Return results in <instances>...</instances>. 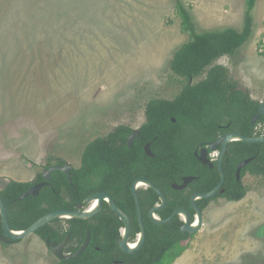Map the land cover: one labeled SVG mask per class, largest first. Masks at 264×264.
I'll return each instance as SVG.
<instances>
[{
	"label": "rangeland",
	"instance_id": "obj_1",
	"mask_svg": "<svg viewBox=\"0 0 264 264\" xmlns=\"http://www.w3.org/2000/svg\"><path fill=\"white\" fill-rule=\"evenodd\" d=\"M181 1L198 31L243 28L246 0ZM176 2L0 0V176L32 182L58 157L79 167L89 142L120 125L137 129L150 100L173 99L187 79L171 62L190 39ZM253 14L251 39L216 64L263 102L264 54L256 44L264 0ZM242 180L245 197L212 200L202 228L168 264H264V175ZM0 264L58 261L34 233L0 241Z\"/></svg>",
	"mask_w": 264,
	"mask_h": 264
},
{
	"label": "trees",
	"instance_id": "obj_2",
	"mask_svg": "<svg viewBox=\"0 0 264 264\" xmlns=\"http://www.w3.org/2000/svg\"><path fill=\"white\" fill-rule=\"evenodd\" d=\"M256 2L246 0L245 21L241 30L228 26L198 31L189 9L181 0H177L176 9L181 17L182 30L190 35V39L175 52L171 62L174 73L187 79L180 92L173 99L155 98L147 103V121L142 124L141 133L132 146L128 145L127 138L133 128L127 125H120L105 137L89 142L82 154L81 168L74 171L71 181H66L69 186L67 196L62 195L60 187L55 184V191L45 187L39 196L31 195L19 200L33 184L43 180V176L39 173L32 182L13 180L1 192L11 229L24 230L51 211L73 209L77 203L83 202L93 193V166L103 171V184L109 187L117 206L131 219L133 240L140 231L132 193L136 178L149 179L167 196V204L158 211L162 219H167L180 206L171 194L177 192L173 184L181 183L183 177L199 175L197 184L204 185L203 191H211L220 181V173L217 169L202 166L194 156L195 148L224 132H239L245 136L264 134L263 127H260L264 123V116L255 125L251 123L259 111L260 101L231 78L226 66L216 64L224 55H236L253 36ZM200 76L204 78L190 83L191 78ZM148 142H151L154 157L145 152ZM250 158L241 176L248 172L264 175V142L236 140L229 144L222 164L226 191L216 198L223 196L238 201L245 197L246 186L242 180H235V172L243 160ZM138 194L146 226V239L140 248L133 252H123L118 248L116 237L120 236L124 223L107 205L108 210H103L95 218L112 222L116 235L108 238L110 241L105 240L100 251L94 248L95 242L92 241L84 254L75 259L58 261V264H168L171 257L178 256L193 235L181 231L184 222L180 216L165 223L153 222L148 211L160 202V196L152 188L139 189ZM200 201L206 202L208 199ZM190 214L191 221H194L195 212L191 211ZM65 220L72 224V241L82 244L90 220ZM52 229L49 223L39 228L37 233L45 239L59 238L56 236L59 232L52 233ZM0 232H4L1 213ZM176 247H180L177 254L174 250Z\"/></svg>",
	"mask_w": 264,
	"mask_h": 264
},
{
	"label": "water",
	"instance_id": "obj_3",
	"mask_svg": "<svg viewBox=\"0 0 264 264\" xmlns=\"http://www.w3.org/2000/svg\"><path fill=\"white\" fill-rule=\"evenodd\" d=\"M261 116H264V101L260 102L259 111L252 118V121H251L252 125H255L258 122V120L261 118ZM139 133H140V130L136 129L134 131V133L129 137V144L130 145L133 144V141L137 138ZM235 137H238L239 139H235ZM235 140H242V141H246V142H264V135H261V136H245L239 132H229V133L225 134L224 136H222L217 142L209 143V148L211 150H218L220 148V144H221V152L219 155V170L221 172V181H220L219 185L214 190L209 191L207 193H199V194H196L195 196H193L192 203L195 206H196L195 199L197 197H199V198L212 197L217 193V191L224 184L225 173L222 169V160H223V156L225 154V151L227 150V148L229 146V143L232 141H235ZM205 151H206V149H204V151L201 152V155L199 156V160L201 162H203L204 164H207L208 155ZM146 153L151 157L155 156V154L152 152V150L150 148V144H147V146H146ZM250 161H251V159H246L240 163V165L238 166V169H237L238 176H240L242 169ZM45 178H50V177H49V175L45 174ZM192 180H193V177H185L184 183H182L180 185L173 184V187L176 189H183ZM12 181L13 180L9 177L0 176V192L6 190V188L12 183ZM139 182H145L154 191H156L160 195L161 202L163 203L161 206L156 205L151 209L149 216L153 222L165 223V222L172 220L177 215L184 213L186 216V219H184V224L181 227V231L183 233L188 232V233L193 234L202 228V226H203V213H202L201 209L197 206H196V216L198 215L200 217V223L198 226H194V223L191 222L190 213L188 211H186L185 209H182V208L175 210L167 219H163V220L157 219L155 217L154 213H156L159 209H161L162 207L165 206L166 201H167L166 196L164 195V193L159 188H157L154 185V183L152 181L142 178V179L135 180L133 183V186H132V193H133V196L135 199L137 214H138L140 226L142 229V237L137 242L138 245L135 248L131 247V242L129 241V238H128V234L130 232V226H131L130 219H129L128 215L117 206V204L114 202L113 198L110 195H108L107 193H104V192L96 193V194L91 195L87 198L86 202L88 204L98 200V206L93 210H91L90 208H85V206L83 204L78 205L77 209H75V210H68V209L54 210V211H51V212L43 215L42 217H40L37 221H35L28 228H26L24 230H18V231L12 230L10 225H9L7 208H6L5 202H4V200L1 196V193H0V213H1V219H2L3 228H4V232H5L4 234L0 233V241L1 242H9L10 240L14 241V240L23 239V238H25L31 234L36 233V231L39 228L45 226L46 224L50 223L51 221H53L57 218L89 219V218L93 217L101 209L103 200L105 198H108L109 199L108 200L109 205L111 206L113 211L120 217V219L124 222V224L126 226L125 237H123V239H120L118 243L125 252H133V251L137 250L138 248H140L144 244L145 239H146V229H145V225L143 223L141 203H140L139 195L137 192V187H138ZM44 184L45 183H40V184H37V185L31 187L29 190L26 191V193L24 195H22L19 198V200H22L23 198H26V197L31 196V195L32 196H38L40 194V191L43 188ZM69 237H70V235H68L66 237V239L61 244L57 243L56 241H51L48 238L47 244L59 255V257H61L63 259L74 258V257L80 255L81 253H83L85 251V249L89 246L90 233L87 236L86 242L83 244V246L81 247V249L79 251H77L76 253L71 254V255H65L63 253V247L65 246L66 242L69 240Z\"/></svg>",
	"mask_w": 264,
	"mask_h": 264
},
{
	"label": "flooded vegetation",
	"instance_id": "obj_4",
	"mask_svg": "<svg viewBox=\"0 0 264 264\" xmlns=\"http://www.w3.org/2000/svg\"><path fill=\"white\" fill-rule=\"evenodd\" d=\"M195 80L194 78H191L190 79V83H194ZM174 120V118H173ZM147 121V114H146V109H145V120L142 124H144L145 122ZM142 126V125H141ZM141 126L138 127L137 129L140 130V133H141ZM136 129L133 128V132L128 136V145L129 146H132L129 144V137L134 133ZM231 132V131H229ZM229 132H224V133H220L215 139L213 140H210V141H207V142H201L196 148H195V151H194V156L197 158V160L202 164V166L204 167H207V168H210V169H217L220 173V176H221V172L219 170V155H220V152H221V144H220V148L218 150H211L209 148V143H214V142H217L222 136H224L225 134L229 133ZM139 133V135H140ZM138 135V136H139ZM137 136V137H138ZM116 143V141H114ZM134 142V141H133ZM147 144H150V148H151V142H148ZM147 144L145 145V152H146V146ZM230 144V143H229ZM204 149H206V153L208 155V161H207V164H204L203 162H201L199 160V156L201 155V152L204 151ZM152 150V149H151ZM228 150V148H227ZM227 150L225 151V154L227 152ZM153 152V151H152ZM154 153V152H153ZM147 154V153H146ZM225 154L223 156V160H224V157H225ZM148 155V154H147ZM149 156V155H148ZM151 157V156H150ZM251 159V158H250ZM223 160H222V164H223ZM244 161V160H243ZM242 161V162H243ZM240 165V164H239ZM238 165V166H239ZM82 166V158H81V165L79 167H75L71 162L65 160V159H61L60 157L58 158H55L51 161H48L46 163V166L44 167L43 171H42V176H43V180L39 181L38 183H35L33 184L31 187L37 185V184H40V183H45L43 188L41 189V191L45 188V187H49L50 189H52V191H55V187L54 185L57 184L60 189H61V194L64 195V196H67L68 195V192H69V186L67 184V179L69 181H71V177H72V174L74 173V171L78 168H81ZM238 166L236 168V172H235V180L237 181H240L242 180V178L245 177L244 176H241V173H240V176H238L237 174V169H238ZM207 168H204L205 170H207ZM225 173V172H224ZM45 174L49 175L50 178H45ZM103 171L99 170L97 167H94L93 166V193H91L90 195H88L85 200L81 203H77L75 205V207L73 209H68V210H75L77 209L78 205L80 204H83L85 206V208H89L90 205L86 202L87 198L91 195H94L96 193H107L108 195H110L112 198V193H111V190L109 189V187L106 185V184H103ZM185 177H193V180L190 181L188 183V185L183 188V189H176L174 188L177 192L175 193H172L171 194V197L173 199L176 200L177 203L180 204L179 207H177L175 210L177 209H185L186 211H188L189 213L191 211H194L195 212V215H194V221H191L192 223H195V220L197 218L196 216V206L199 207L202 211V213H204V211L206 210V208L208 207L209 203L212 201V200H215L217 199L216 196H218V194H223L225 191H226V188H224V184L222 185V187L217 191V193L212 196V197H209V198H204V199H208V201L206 202H201L200 200L203 199V198H199L197 197L195 199V204L196 206L192 203V198L193 196H195L196 194H199V193H207L205 191L202 190V188H204V185L203 184H197L196 181H198V179L200 178L199 175H194V176H185ZM182 178V182L181 183H175V184H182L184 183V178ZM137 179H142V178H136L135 180ZM144 179V178H143ZM134 180V181H135ZM149 180V179H148ZM133 181V183H134ZM210 181V180H208ZM206 181V182H208ZM220 181H221V177H220ZM220 181L218 182V184L212 189L214 190L220 183ZM225 182H226V175H225ZM224 182V183H225ZM243 182V180H242ZM133 186V185H132ZM30 187V188H31ZM145 187V188H144ZM147 188H151L150 186L146 185V186H142V187H137V192L139 189H147ZM7 189V188H6ZM211 190V191H212ZM5 191V190H4ZM40 191V193H41ZM3 192V191H2ZM156 192V191H155ZM209 192V191H208ZM1 193V192H0ZM40 195V194H39ZM38 195V196H39ZM139 195V194H138ZM159 195V194H158ZM165 195V194H164ZM160 196V195H159ZM166 196V195H165ZM166 199H167V196H166ZM108 198H105L103 200V203H102V206H101V209L91 218L89 219H83V220H90V227L86 229V235H85V239L83 241L82 244H77L75 241H72V237H73V232L70 230V228L72 227V224L69 223L68 221L64 220H60V221H51L50 224L52 225V227L54 229H52V233H55V232H59L58 236L59 238H55V239H51L49 238L51 241H56L57 243L61 244L68 235H70L69 237V240L66 242L65 246L63 247V253L65 255H71V254H74L76 253L77 251H79L81 249V247L83 246V244L86 242V239H87V236L88 234L90 233V242H89V246L85 249V251L91 246V243L93 241V243L95 242V245H94V248L97 250V251H100L101 250V246L103 245V243H105V240H109L108 238H111L113 236L116 235V232H115V228L113 226V223L112 222H109L108 220H103V219H100V217H97L95 218L99 213L103 212V210H108V206L109 203H108ZM114 200V198H113ZM135 200V199H134ZM115 202V201H114ZM168 202V199L166 201V204ZM136 204V203H135ZM163 203L161 202V198H160V202H158L156 205H159L161 206ZM165 204V205H166ZM154 205V206H156ZM153 206V207H154ZM109 207L111 208V206L109 205ZM151 207L148 211V216L150 214V211L151 209L153 208ZM165 207V206H164ZM163 208V207H162ZM142 209V208H141ZM111 210H113L111 208ZM122 210V209H121ZM160 210V209H159ZM158 210V211H159ZM174 210V211H175ZM158 211L155 213V216L157 219L159 220H163L161 218V216L158 214ZM173 211V212H174ZM172 212V213H173ZM138 215V214H137ZM143 215V213H142ZM177 216H180V218L183 220L184 222V216L181 217V214L180 215H177ZM191 216V214H190ZM129 217V216H128ZM150 217V216H149ZM120 218V217H119ZM175 218V217H174ZM58 219V218H57ZM65 219H69V218H65ZM80 219V218H78ZM130 219V218H129ZM151 219V218H150ZM2 220V219H1ZM56 220V219H55ZM138 221H139V218H138ZM123 222V221H122ZM124 223V222H123ZM143 223H144V217H143ZM3 224V223H2ZM49 224V223H48ZM130 232L128 234V238H129V241L131 243H134L136 241H139L141 239V235H142V229H141V226H140V221H139V226H140V231L136 234V237L133 239H131V237L133 236V231H132V222H131V219H130ZM47 225V224H46ZM145 225V223H144ZM196 226V225H195ZM182 227V226H181ZM126 229V226L125 224H123V226L120 228V236L116 237V243L118 245V248L125 252L121 246L119 245V240L120 239H123V237H125V230ZM145 229H146V226H145ZM4 230V228H3ZM1 233V232H0ZM5 232H3L2 234H4ZM66 233V234H65ZM188 233V232H187ZM36 234L37 231H36ZM65 234V235H64ZM191 234V233H190ZM194 234V233H193ZM39 235V234H38ZM40 236V235H39ZM61 236H63L62 238H60ZM40 238L46 243L48 249L50 250V252L57 258V261H63V260H71V259H75L77 258L78 256L82 255L85 253V251L83 253H81L80 255L74 257V258H70V259H63L61 257H59V255L50 247L48 246L47 244V239L48 238H42V236H40ZM74 240V239H73ZM16 241V240H14ZM12 240H10L9 242L7 243H12L14 242ZM108 249H109V246H108Z\"/></svg>",
	"mask_w": 264,
	"mask_h": 264
},
{
	"label": "bare ground",
	"instance_id": "obj_5",
	"mask_svg": "<svg viewBox=\"0 0 264 264\" xmlns=\"http://www.w3.org/2000/svg\"><path fill=\"white\" fill-rule=\"evenodd\" d=\"M264 135V134H263ZM261 136V135H260ZM235 139H239L238 137H235ZM236 141V140H235ZM233 142V141H232ZM231 143V142H230ZM223 169V168H222ZM243 170V169H242ZM10 178V177H9ZM12 179V178H11ZM13 180V179H12ZM147 184L145 183V182H139V184H138V187L140 186V187H142V186H146ZM8 188V187H7ZM29 190V189H28ZM24 199V198H23ZM89 205H90V203H89ZM98 206V200H96V201H94V202H92L91 203V205L89 206V208L91 209V210H93V209H95L96 207ZM88 208V207H87ZM154 215H155V213H154ZM184 216V218L186 219V216H185V214L183 213V214H181V217H183ZM156 217V216H155ZM199 223H200V217L197 215V218H196V220H195V223H194V226L196 225V226H198L199 225ZM141 237H142V235H141ZM137 242L138 241H136V242H134V243H131V247H133V248H135L138 244H137Z\"/></svg>",
	"mask_w": 264,
	"mask_h": 264
},
{
	"label": "built area",
	"instance_id": "obj_6",
	"mask_svg": "<svg viewBox=\"0 0 264 264\" xmlns=\"http://www.w3.org/2000/svg\"><path fill=\"white\" fill-rule=\"evenodd\" d=\"M256 50L258 53L264 54V29L261 31V34L258 38Z\"/></svg>",
	"mask_w": 264,
	"mask_h": 264
}]
</instances>
